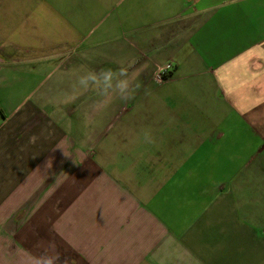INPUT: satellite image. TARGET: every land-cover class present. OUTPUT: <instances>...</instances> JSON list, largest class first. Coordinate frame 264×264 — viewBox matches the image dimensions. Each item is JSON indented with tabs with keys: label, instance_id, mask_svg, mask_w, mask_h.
I'll return each mask as SVG.
<instances>
[{
	"label": "crops",
	"instance_id": "1",
	"mask_svg": "<svg viewBox=\"0 0 264 264\" xmlns=\"http://www.w3.org/2000/svg\"><path fill=\"white\" fill-rule=\"evenodd\" d=\"M0 264H264V0H0Z\"/></svg>",
	"mask_w": 264,
	"mask_h": 264
},
{
	"label": "clouds",
	"instance_id": "2",
	"mask_svg": "<svg viewBox=\"0 0 264 264\" xmlns=\"http://www.w3.org/2000/svg\"><path fill=\"white\" fill-rule=\"evenodd\" d=\"M78 83L85 89L91 88L99 95H107L109 92L118 96L121 100H128L133 87L139 88L136 83L133 86L129 75V69L121 66L116 70L112 68H102L98 72H89L79 78Z\"/></svg>",
	"mask_w": 264,
	"mask_h": 264
},
{
	"label": "built area",
	"instance_id": "3",
	"mask_svg": "<svg viewBox=\"0 0 264 264\" xmlns=\"http://www.w3.org/2000/svg\"><path fill=\"white\" fill-rule=\"evenodd\" d=\"M172 70L171 68V65H168L166 67H162V68H159L156 76H155V81L157 83H161L163 81V78L168 74L170 73V71Z\"/></svg>",
	"mask_w": 264,
	"mask_h": 264
}]
</instances>
